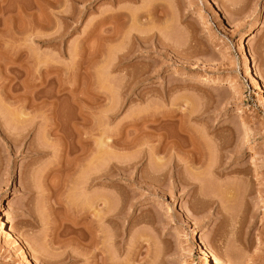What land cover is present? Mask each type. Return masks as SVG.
<instances>
[{"label": "rangeland", "instance_id": "374dc122", "mask_svg": "<svg viewBox=\"0 0 264 264\" xmlns=\"http://www.w3.org/2000/svg\"><path fill=\"white\" fill-rule=\"evenodd\" d=\"M0 218V264H264V0H0Z\"/></svg>", "mask_w": 264, "mask_h": 264}, {"label": "bare ground", "instance_id": "6f19581e", "mask_svg": "<svg viewBox=\"0 0 264 264\" xmlns=\"http://www.w3.org/2000/svg\"><path fill=\"white\" fill-rule=\"evenodd\" d=\"M121 13V12H120ZM125 15H126V13H124ZM123 14V15H124ZM113 16H111V15H109L110 16V18L111 17H113V19H114V17H115V15H114V13L112 14ZM116 16H117V13H116ZM127 16V15H126ZM105 19H102L101 20V22L102 21H106V20H108L109 19V17H104ZM113 30V29H112ZM113 32V33H112ZM111 32V35L109 36L108 35V40H112L113 38H115V30H113ZM117 34V33H116ZM115 35V36H114ZM136 36V35H135ZM137 36H139V35H137ZM107 37V36H106ZM107 39V38H106ZM105 39V40H106ZM140 39V38H139ZM160 41V40H159ZM163 43V42H162ZM161 43V44H162ZM161 44H159V46L161 45ZM164 44V43H163ZM162 44V45H163ZM169 46V45H168ZM170 49H171V47H170ZM129 51V50H128ZM122 56V55H121ZM124 56V55H123ZM120 69V68H119ZM260 77H262L261 75H260ZM15 113L16 112H14V115H15ZM11 115V114H10ZM14 115L12 114V116H13V118H14ZM12 116H11V118H12ZM16 116H17V114H16ZM15 121V120H14ZM251 132V131H250ZM15 132H13V134H14ZM12 134V135H13ZM192 134V133H191ZM15 135V134H14ZM10 136V135H9ZM191 136L192 135H190V138H191ZM10 137H12V136H10ZM193 137V136H192ZM161 139V138H160ZM162 139H164V138H162ZM162 139L161 140H159L160 142L162 141ZM192 139H194V138H192ZM15 140V139H14ZM172 141V140H171ZM171 141H169L170 143H171ZM138 142V141H137ZM165 142V140H163V143ZM190 142V141H189ZM167 143H168V141H167ZM174 143H176V141L174 142ZM187 143V142H186ZM160 144V143H159ZM161 144H162V142H161ZM164 144H166V143H164ZM190 144H196L195 146V148L197 149H195V148H193L192 147V149H190V150H187L188 151V159H187V157L185 158L186 160H189L191 163H194L193 161H195L196 159H198L199 157H197L198 155H201V153H200V151L198 150V148L197 147H199L198 146V142L196 141V140H191V142H190ZM127 145V144H126ZM131 145H133V143L131 144ZM130 145V146H131ZM167 145V144H166ZM173 145V144H172ZM175 145V144H174ZM181 145H182V143H181ZM180 145V146H181ZM202 145V144H201ZM163 146H165V145H163L162 144V146H161V151H163ZM176 146H177V143H176ZM176 146H174V147H176ZM178 146H179V144H178ZM160 147V146H159ZM158 147V148H159ZM169 147H170V144H169ZM157 148V147H156ZM165 148H167V147H165ZM164 148V149H165ZM200 149H202V147H200ZM160 150V149H159ZM166 151L168 150V149H165ZM164 150V151H165ZM183 150V149H182ZM186 150H184V151H186ZM197 151H199V153L197 152ZM250 151H251V157L252 158H254V159H258V157H259V153H258V151L255 149V147L254 146H250ZM198 153V155H197V153ZM152 153V152H151ZM204 156V155H203ZM169 157L171 158V156L169 155ZM164 158V157H163ZM163 158L161 159V161H160V163H163ZM172 159V158H171ZM171 159H169L168 161H166V159H164L165 160V163H166V168L168 169V168H170L169 170L171 171L172 170V168H175V166H177V164H178V162L177 161H175L173 164L171 163L172 162V160ZM260 159V158H259ZM177 160V159H176ZM261 160V159H260ZM171 161V162H170ZM187 162V161H186ZM185 162V163H186ZM199 162V161H198ZM165 163H163V164H161L160 166H165ZM189 163V162H188ZM182 164V163H181ZM190 164V163H189ZM184 166V165H183ZM244 166V165H243ZM247 167V166H246ZM161 168V167H160ZM89 169V168H88ZM153 169H155V168H153ZM176 169V168H175ZM92 170V169H91ZM156 170V169H155ZM164 170V169H163ZM249 170H250V168H249ZM249 170H247V171H249ZM86 171V170H85ZM90 171V170H89ZM162 171V170H161ZM169 171V172H170ZM173 171V170H172ZM171 171V172H172ZM234 171H242V169H241V167H239V168H237L236 170H234ZM165 172H167L166 170H164V174L166 175V173ZM169 172H167V175L169 174H171V173H169ZM174 172V171H173ZM236 172V173H237ZM104 175H106V176H109L108 174H106V173H100L99 171H97L96 169H94L93 171H91V172H87L86 171V178H83V179H86V182L87 183H89L88 181L90 180L91 181V185H89V186H92V184L93 183H95V182H100L103 178V176ZM168 175V176H169ZM85 176V175H84ZM112 176V175H111ZM171 176V175H170ZM105 177V176H104ZM110 177V176H109ZM102 178V179H101ZM153 178V177H152ZM101 179V180H100ZM108 179V178H107ZM106 179V180H107ZM168 179V178H167ZM172 179V178H171ZM88 180V181H87ZM99 180V181H98ZM234 181H236L235 179H233ZM232 180V181H233ZM238 181V180H237ZM236 181V182H237ZM85 182V181H84ZM102 182V181H101ZM236 182H234V183H236ZM106 183V182H105ZM185 183H187V182H185ZM239 183V182H238ZM90 184V183H89ZM101 184V183H100ZM108 184V183H107ZM175 184V183H174ZM229 184V183H228ZM227 184V185H228ZM81 185H82V183H81ZM87 185V184H86ZM85 184L83 185V186H86ZM97 185V184H96ZM192 185V184H191ZM88 186V185H87ZM226 187V186H225ZM230 187V186H229ZM232 187V186H231ZM84 188H86V187H84ZM227 188L228 187H226V189L225 190H227ZM87 189V188H86ZM89 189V188H88ZM229 189V188H228ZM111 192V191H110ZM110 192H107L108 194H106V195H108L107 197L109 198L110 197V195H109V193ZM226 192H229V195H230V191L228 190V191H226ZM228 194V193H227ZM226 195V194H225ZM233 196V195H232ZM104 197V196H103ZM106 197V196H105ZM225 197H227V199L229 198V199H231L230 197H231V195L230 196H225ZM108 198H106L104 201H105V205H107V207H106V211H104L103 213H102V216H101V219H104V221L107 219V221L109 220H111L112 219V217H111V212H112V210H110V206H111V204H110V206H109V209H108V203L110 202V200H109V202H108ZM234 198V197H233ZM225 199V198H224ZM228 199V200H229ZM103 201V202H104ZM226 202V201H225ZM228 202V201H227ZM114 207H112V209H113ZM105 209V208H104ZM225 209V208H224ZM225 211V210H224ZM113 213V212H112ZM78 214H79V212H78ZM90 214V212L89 211H87V210H82V211H80V218H81V221H82V227H81V232H82V245H83V248L85 249H87V247H88V245L89 244H87L88 242L87 241H89L88 239H90V237H89V233L91 232L90 230H93V232L95 231L94 230V228H92L91 229V227H89L88 226V224L84 221V220H86L85 218H87V216ZM227 214L228 213H226V211L224 212V217L225 216H227ZM0 221H3V220H1V218H0ZM112 221V220H111ZM90 225V224H89ZM10 226V225H9ZM80 229V228H79ZM195 232V229L192 231V233H194ZM10 233H8L7 235H9ZM192 236V235H191ZM109 237V236H108ZM194 237V236H193ZM13 238V237H12ZM10 239V238H9ZM19 241H20V239H18ZM92 240V239H91ZM95 240V239H94ZM93 241V240H92ZM17 242V241H16ZM95 242V241H94ZM112 242V241H111ZM93 243V242H92ZM97 243V242H96ZM17 244V243H16ZM22 244V243H21ZM95 244V243H94ZM201 244L203 245L202 246V250H200V252L202 251V253H203V256L204 257H206L205 259H207V260H211V259H213L214 261H215V263L216 264H224L220 259H218L217 258V256L216 255H214L212 252H210V250L208 249V247H207V245L205 244V242L204 243H202L201 242ZM97 245V244H96ZM201 246V245H200ZM21 248V247H20ZM96 249V248H95ZM98 249V248H97ZM199 249H201V248H199ZM95 254V253H94ZM75 258V257H74ZM100 260V259H99ZM213 261V262H214ZM108 262V261H107ZM106 263V262H105ZM214 263V264H215ZM101 264V263H100ZM103 264V263H102ZM107 264V263H106ZM109 264H111V263H109Z\"/></svg>", "mask_w": 264, "mask_h": 264}]
</instances>
